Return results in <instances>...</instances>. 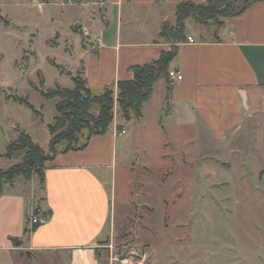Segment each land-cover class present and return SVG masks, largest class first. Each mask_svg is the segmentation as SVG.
Wrapping results in <instances>:
<instances>
[{
  "label": "rangeland",
  "instance_id": "1",
  "mask_svg": "<svg viewBox=\"0 0 264 264\" xmlns=\"http://www.w3.org/2000/svg\"><path fill=\"white\" fill-rule=\"evenodd\" d=\"M72 1L80 0H0V130L5 127L9 136L26 133L48 156V126L60 100L42 94L74 89L75 79L81 81L68 72V54L75 35L99 13ZM187 26L197 34L193 20ZM204 29L212 37L216 24ZM163 87L154 89L156 100L141 126L129 123L128 135L116 141L114 165L94 171L110 203L107 231L113 229L106 243L112 250L105 248L103 263L113 264L111 254H118L131 264H264V151L254 128L244 126L222 143L202 126H177L175 115L162 118L163 130ZM4 95L27 100L40 115L14 101L3 114ZM91 113L98 116V108ZM23 155L16 154L10 166L20 164ZM16 181L26 183L27 202L35 204L39 180ZM35 211L29 207L30 216ZM53 255L41 253L24 264H55ZM59 258L57 263L69 264L67 256Z\"/></svg>",
  "mask_w": 264,
  "mask_h": 264
},
{
  "label": "crops",
  "instance_id": "2",
  "mask_svg": "<svg viewBox=\"0 0 264 264\" xmlns=\"http://www.w3.org/2000/svg\"><path fill=\"white\" fill-rule=\"evenodd\" d=\"M85 1L72 2L95 7L99 13L91 18L90 27L75 35L68 54V66L73 71L68 72L72 79L79 74L90 91L99 95L108 89L116 93L118 82L133 79L131 67L156 61L162 52L170 51L171 45L160 34L165 23L175 24L178 5L206 2ZM238 4L248 7L239 16L224 19L218 36L210 37L196 23L197 34L190 32L186 23L187 41L178 46V55L171 64V70L183 79L174 83L161 80L154 88L164 86L159 125L164 116L176 115L177 126H202L212 139L223 143L250 124L258 147L264 151V0H238ZM188 38L195 43H189ZM58 71L64 75L61 69ZM7 97H3V114L12 101ZM154 100L155 90L142 117L131 121L136 127L141 126ZM129 123L123 126L124 135H118L115 121L106 135L93 137L85 149L65 152V147L58 151L46 163L41 189L34 187V193L39 191L37 199L33 196L35 204L27 202L25 182L4 187L0 198V264H24L25 259L41 253L54 254L55 264H60L57 258L61 261V256H67L69 264H106L102 256L113 230L110 227L107 231L110 203L94 171L114 165L116 141L128 135ZM161 128L165 130V126ZM18 136H9L5 127L0 130V170L12 167V160L4 155ZM29 207L31 213L38 210L36 218L46 222L35 230L30 223L32 230L26 235ZM12 239H20L21 246H15Z\"/></svg>",
  "mask_w": 264,
  "mask_h": 264
},
{
  "label": "trees",
  "instance_id": "3",
  "mask_svg": "<svg viewBox=\"0 0 264 264\" xmlns=\"http://www.w3.org/2000/svg\"><path fill=\"white\" fill-rule=\"evenodd\" d=\"M248 5H239L238 0L211 1L206 0L204 4L182 3L176 8V22L174 26L164 24L161 29V38L171 45L170 51L162 52L158 60L151 63L133 66L130 71L133 79L120 81L117 84V92L106 90L103 94L96 96L87 87L85 81L76 78L74 89L57 88L42 95L47 99H59L57 104L58 115L54 123L48 126L51 140L49 143L50 152L48 156L45 151L33 142L31 137L22 132L17 140L11 143L4 155L7 159H13L16 154H24L22 162L8 170H0V198L3 195L5 186H13L17 178L30 181L34 177L41 185L45 181L46 163L57 154V147L66 143V151H80L87 147L93 137L106 135L114 125L115 106L119 122L117 131H122L124 124L142 117L144 106L152 97L155 85L164 80L170 82L169 74L171 64L178 55V46L187 41L186 23L193 20L197 25L208 28L216 24L214 36H218L223 27L224 19L235 18L242 14ZM57 69L59 66L53 64ZM20 105H23L40 115L39 112L25 99L16 96H8ZM99 110L98 116L91 111L93 107ZM87 133V135H85ZM81 138L84 139L81 142ZM38 216V210L33 213ZM31 216H27L25 234L29 235L31 230L39 227V224L31 225ZM16 246H20V239H12Z\"/></svg>",
  "mask_w": 264,
  "mask_h": 264
},
{
  "label": "built area",
  "instance_id": "4",
  "mask_svg": "<svg viewBox=\"0 0 264 264\" xmlns=\"http://www.w3.org/2000/svg\"><path fill=\"white\" fill-rule=\"evenodd\" d=\"M97 42H99V40H97ZM188 42L189 43H192V44L195 43V41L192 38H188ZM169 78H170V81L172 83H174V82H180V81H182L183 76L180 73H178V72H176L174 70H171L170 71V74H169ZM124 134H125V131L124 130L118 132V135H124ZM45 222H46L45 219H37L32 214V216H31V224L32 225H36V224L42 225ZM107 248H109L110 250H112V245L108 246ZM110 261L113 264H131V258L125 257L123 255H118V254H116V255L111 254Z\"/></svg>",
  "mask_w": 264,
  "mask_h": 264
}]
</instances>
